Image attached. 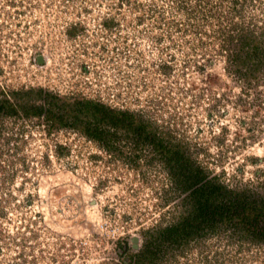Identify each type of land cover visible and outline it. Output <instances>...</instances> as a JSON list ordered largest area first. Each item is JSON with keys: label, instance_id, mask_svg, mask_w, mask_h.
<instances>
[{"label": "rangeland", "instance_id": "1", "mask_svg": "<svg viewBox=\"0 0 264 264\" xmlns=\"http://www.w3.org/2000/svg\"><path fill=\"white\" fill-rule=\"evenodd\" d=\"M0 88L129 111L152 133L137 146L111 128L102 148L6 118L0 264H124L215 177L251 191V231L210 222L149 264H264V0H0Z\"/></svg>", "mask_w": 264, "mask_h": 264}, {"label": "trees", "instance_id": "2", "mask_svg": "<svg viewBox=\"0 0 264 264\" xmlns=\"http://www.w3.org/2000/svg\"><path fill=\"white\" fill-rule=\"evenodd\" d=\"M38 98H43L44 103H37ZM69 100V98L53 95L41 88L25 90L0 88V127L4 126L6 118L21 117L23 120L29 121L31 118H35L48 127V132L52 129L72 127L73 130L80 132L89 139L96 140L99 147L102 148L108 147L107 140L111 128H116L115 130L118 131L123 129L129 134L132 133L134 144L137 146L144 143L152 135L150 129L142 127L143 122L137 119L132 112L116 111L91 100L76 102L75 104H70ZM81 116L82 121L79 122ZM105 122L109 128L104 130V126L101 127V124ZM158 147L163 148L162 144ZM61 149L64 148L57 146L55 151L60 153L59 150ZM218 179L215 177L212 183L206 182L192 190L188 197L189 203L192 200L191 206H189L188 211L186 210V214L183 213L177 221L168 223L164 227L158 225L154 229L155 232L144 231L142 248L138 253L127 256L123 263L149 264L150 260L155 259L157 247L160 245L156 242H169L179 245L184 239L186 240L194 233H199L210 222H214L215 227L218 221L224 225L226 222H228L227 224L233 222L237 231L240 229L245 232L251 231L247 222L249 214L246 212L251 202H244L245 194H251V191L242 186L229 187ZM171 180L175 188L178 183V175L172 174ZM185 199L187 200V198ZM185 199L183 200L186 202ZM260 203L264 205V198L261 199ZM260 210L261 208H259ZM261 211L264 212V210ZM150 232H154V234L151 235Z\"/></svg>", "mask_w": 264, "mask_h": 264}, {"label": "water", "instance_id": "3", "mask_svg": "<svg viewBox=\"0 0 264 264\" xmlns=\"http://www.w3.org/2000/svg\"><path fill=\"white\" fill-rule=\"evenodd\" d=\"M38 62H40V63L42 62V57L41 56L38 57ZM130 241L132 243V248L134 250H137L138 249V241H139L138 238L136 236H132Z\"/></svg>", "mask_w": 264, "mask_h": 264}]
</instances>
